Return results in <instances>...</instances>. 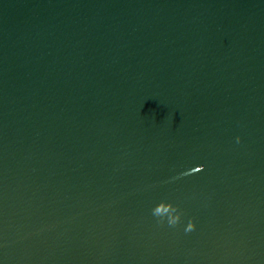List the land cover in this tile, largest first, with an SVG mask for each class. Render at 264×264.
I'll use <instances>...</instances> for the list:
<instances>
[{"label":"water","instance_id":"1","mask_svg":"<svg viewBox=\"0 0 264 264\" xmlns=\"http://www.w3.org/2000/svg\"><path fill=\"white\" fill-rule=\"evenodd\" d=\"M0 264H264V0H0Z\"/></svg>","mask_w":264,"mask_h":264},{"label":"clouds","instance_id":"2","mask_svg":"<svg viewBox=\"0 0 264 264\" xmlns=\"http://www.w3.org/2000/svg\"><path fill=\"white\" fill-rule=\"evenodd\" d=\"M236 142L240 143V137L236 138ZM152 214L156 217H161V218L167 215L168 224L170 226H174L178 224L181 218L177 208L173 204L167 202L159 203L156 207L153 208ZM194 229H195V223L192 220H190L186 226L185 231L190 232L193 231Z\"/></svg>","mask_w":264,"mask_h":264}]
</instances>
